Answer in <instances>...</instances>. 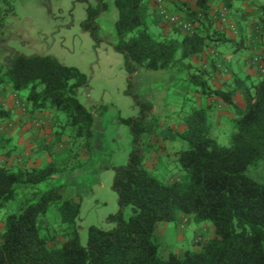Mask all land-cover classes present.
<instances>
[{"label": "trees", "instance_id": "trees-1", "mask_svg": "<svg viewBox=\"0 0 264 264\" xmlns=\"http://www.w3.org/2000/svg\"><path fill=\"white\" fill-rule=\"evenodd\" d=\"M234 1L221 0L227 9ZM195 3L196 8L184 17L195 23L192 33L182 34L174 27L179 38L156 39L148 32L150 12L146 0H114L118 16L112 46L123 55L129 73L138 67L155 71L184 65L210 40L226 41L224 34L215 37L203 32L212 25L210 0ZM100 5L102 0L88 11L82 24L95 39L99 37L95 18L101 12ZM254 14L264 36V5ZM224 15L226 22H218L228 26ZM185 65L191 67L189 62ZM203 77L194 69L189 78L201 94L218 97L225 103L224 108L233 112L229 145L220 144L211 133L212 104L193 106L181 115L184 129L173 133L184 144L177 156L184 176L162 181L143 164L140 143L141 135L149 130L144 120L150 105L134 95L140 114L122 119L132 132L133 149L128 162L114 169L112 188L119 205L118 213L109 216L114 226H90L83 246L76 227L80 200L65 198L63 185L37 190L18 212L6 215L0 234V264H264V184L248 173L264 161V74L250 83L235 77L223 90L211 89ZM86 84L84 73L52 55L17 54L0 64V87H9L12 92L28 90L25 101L30 112H64L66 124L75 128V137L90 139L93 114L76 96ZM237 93L243 98V107L233 100ZM9 115L10 111L0 106V122ZM58 171L53 161L40 168L0 164V208L15 199L19 187H38ZM53 204L65 228L62 242L50 246L53 236L42 234L40 219ZM128 206L132 213L125 219L123 210ZM180 215L189 216L195 223L210 222L214 235L182 256L169 253L163 257L154 236L156 224L176 221Z\"/></svg>", "mask_w": 264, "mask_h": 264}, {"label": "rangeland", "instance_id": "rangeland-1", "mask_svg": "<svg viewBox=\"0 0 264 264\" xmlns=\"http://www.w3.org/2000/svg\"><path fill=\"white\" fill-rule=\"evenodd\" d=\"M98 1L0 0V8L3 9L0 64L7 57L17 54L52 55L62 64L76 67L87 76V84L77 90L76 96L93 114V135L85 139L75 137V128L66 124L67 115L64 112L50 109L57 124L56 133L52 132L55 140L44 143L41 148L45 157L39 164L34 158L31 166L40 168L53 161L59 171L38 187L18 188L15 199L0 208V234L4 230L6 215L18 212L27 200H31L33 192L58 185L65 187V198L71 197L81 202L76 227L83 246L87 243L90 226L101 229L114 226L109 221V216L119 211L117 193L112 188L114 169L128 162L133 149L132 132L122 119L140 114V106L136 104L134 95L142 103L150 105V113L144 120L149 130L142 134L140 143L144 166L164 182L184 176L176 156L183 149L182 142L167 134L173 136L178 130L184 111L192 106H206V98L203 94L201 97L196 95L200 88L191 82L186 70L179 65L155 71L139 67L137 72L129 73L123 55L112 46L116 41L114 21L117 17L113 0H102L99 6L101 12L95 18L99 25L97 39L90 30L83 28L88 11L97 8ZM219 14L220 11L211 15L212 25L207 31H214ZM226 27L231 32L239 33L234 23L228 21ZM172 29L175 30L174 27ZM148 32L156 39L180 37L177 33L163 35L161 27L150 17ZM243 52L246 53V49ZM180 54L179 51L176 57ZM255 57L264 60L263 53L255 54L252 60ZM16 92L25 97L28 90ZM211 108L210 113L217 111L218 118L224 121L217 124L216 117H213L210 120L211 133L220 144L229 145L233 129L230 115L232 117L233 112L224 106L216 109L214 104ZM1 140L9 144L4 136ZM23 162L29 164V160ZM260 164L264 165V161ZM254 172V168L248 171L253 177ZM258 180L264 184V178ZM131 213V207H126L123 210L124 218ZM40 223L43 226L42 234L53 236L49 239L50 246L62 242L65 225L61 223L56 205L50 206ZM213 235L210 222L195 223L185 215H180L176 221L158 222L154 231L163 257L169 253L182 256L186 250L198 249Z\"/></svg>", "mask_w": 264, "mask_h": 264}, {"label": "crops", "instance_id": "crops-1", "mask_svg": "<svg viewBox=\"0 0 264 264\" xmlns=\"http://www.w3.org/2000/svg\"><path fill=\"white\" fill-rule=\"evenodd\" d=\"M146 3L149 6L150 19L161 27L163 35L170 36L176 34L172 26L166 24L157 15L155 0H146ZM262 5H264V0H235L232 7L227 9L221 0H210V15L219 11L221 14L226 13L228 21L236 25L239 33L231 32L229 27L222 26L218 21L216 22L217 28L215 27L214 31L204 29L203 32L212 33L215 37H221L224 34L226 41L221 39L210 40L201 53L184 61L185 64L189 62L191 67L179 63L178 65L186 70L187 77H190L194 69H198L202 72L203 78L207 80L211 89L220 90L229 88V84L235 77L245 79L247 83L259 80L264 74L262 71L264 69V60L254 63L252 58L255 54L263 53L264 56V36L260 34V24L254 14L258 7ZM165 8L172 14L185 17L188 10L196 8V3L195 0H170L165 2ZM180 33L183 34L185 32L180 30ZM245 49L246 53L243 52ZM0 95L2 98L0 100L1 107L4 110L10 111L9 117L0 122V146L3 147L0 148L2 152L0 164L11 167H36L35 165L31 166L34 158L35 161H39V164L42 162L43 157H45V153L41 147L44 146V143L55 140L52 132L56 133L55 128L57 124L52 118V112L50 109L30 112L25 101L26 96L24 97L17 92L10 91L9 87H0ZM196 95L201 97L199 90L196 91ZM203 96L206 98V103L216 105V109L225 105L218 97L212 95ZM233 100L237 106H244L243 98L239 93L234 95ZM216 112L214 111L210 114V120L216 117L217 124L224 123L223 119L218 118ZM183 129L184 125L181 120L177 131H182ZM167 135L170 138L179 140L175 135L172 136L170 133ZM3 136L7 138L8 145L1 140ZM181 144L184 147V144ZM24 160H29V164L26 165V162H23ZM254 169V177L256 179H263L264 165L259 164Z\"/></svg>", "mask_w": 264, "mask_h": 264}, {"label": "built area", "instance_id": "built-area-1", "mask_svg": "<svg viewBox=\"0 0 264 264\" xmlns=\"http://www.w3.org/2000/svg\"><path fill=\"white\" fill-rule=\"evenodd\" d=\"M170 0H155V7L157 15L166 23L172 27H176L185 33H192L195 28V23L191 19H185L176 14H172L165 8V2ZM198 17H201L198 14ZM219 21L223 24L226 22L224 14L219 16ZM254 63L261 62V57H255L253 59ZM264 72V69H262Z\"/></svg>", "mask_w": 264, "mask_h": 264}]
</instances>
